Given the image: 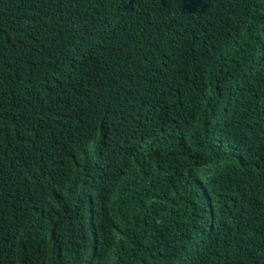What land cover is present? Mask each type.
I'll use <instances>...</instances> for the list:
<instances>
[{
    "label": "trees",
    "instance_id": "16d2710c",
    "mask_svg": "<svg viewBox=\"0 0 264 264\" xmlns=\"http://www.w3.org/2000/svg\"><path fill=\"white\" fill-rule=\"evenodd\" d=\"M0 264H264V0H0Z\"/></svg>",
    "mask_w": 264,
    "mask_h": 264
}]
</instances>
